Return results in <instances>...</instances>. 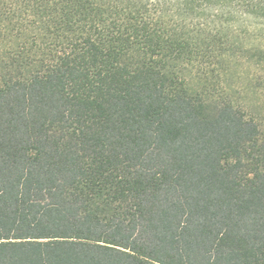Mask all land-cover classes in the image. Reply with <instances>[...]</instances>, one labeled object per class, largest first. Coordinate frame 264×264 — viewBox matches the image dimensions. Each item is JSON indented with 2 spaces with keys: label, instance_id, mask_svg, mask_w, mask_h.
<instances>
[{
  "label": "trees",
  "instance_id": "16d2710c",
  "mask_svg": "<svg viewBox=\"0 0 264 264\" xmlns=\"http://www.w3.org/2000/svg\"><path fill=\"white\" fill-rule=\"evenodd\" d=\"M0 264H264V0H0Z\"/></svg>",
  "mask_w": 264,
  "mask_h": 264
}]
</instances>
